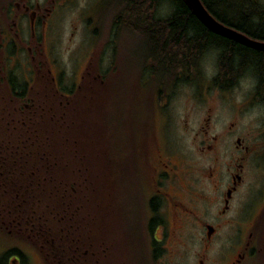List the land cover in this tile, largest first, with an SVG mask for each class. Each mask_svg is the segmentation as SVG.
Returning a JSON list of instances; mask_svg holds the SVG:
<instances>
[{"label":"rangeland","instance_id":"1","mask_svg":"<svg viewBox=\"0 0 264 264\" xmlns=\"http://www.w3.org/2000/svg\"><path fill=\"white\" fill-rule=\"evenodd\" d=\"M20 1L33 8H38L46 25L44 26V22L39 19L31 29L29 13H23L22 9L15 8L14 5L12 7L13 0H0V66L3 64L12 71L9 74L16 81L17 90L23 87L24 74L29 76L31 74L30 63L40 66L39 81L33 84L32 90H27L22 94L23 99L11 101L0 84V89L3 90L0 91V207L5 204H21L18 197L13 200V195L24 186H28L29 194L34 192L36 189L32 191L34 188L31 186L39 176L40 181L47 182L45 178H42L43 175H47V172L41 173V171L42 165H47L48 160H52L58 168L57 174L52 175L57 184L62 183L64 177L77 178L79 174L82 175L81 169L76 171L75 175L73 171L70 174V170L86 167L83 164L85 161L88 165L85 171L89 175L83 178L86 181L85 186L88 187V190L84 189V191L90 195L87 204L94 216L90 222V242L94 250L91 254L93 261L99 264H132L127 246L132 236L127 233L125 237V225L121 219L123 197L120 198V202L118 200L121 187L117 186L118 180H116V186H113V182L108 179L112 173L114 161L109 155L112 150L111 143L112 145L119 143L127 147V151L132 146L134 150L132 152L129 148L128 155H135V161L137 160L141 192L137 194H139L142 213L147 195L158 185H154L155 167H158L155 152H161L165 160L171 164L183 165L184 169L189 166L195 170L194 174L197 176L196 183H192L193 186L186 182L189 180L188 177H183V180L176 182L181 185L170 189L169 192H173L174 200H182L185 206L197 213V216L191 215L189 220L186 219L187 216L184 217L181 221L186 223L176 228L172 223L176 215L171 205L166 203L168 199L162 198L160 201V195L155 196L154 208L150 212V217L155 216V221L158 223L153 224L150 235L159 239L158 242L164 250L155 259V264H228L235 256L237 246L248 239V233L252 230L255 219L264 209V99L251 96L252 78L248 69L240 73L241 76L230 90L216 89L211 75L216 71L217 52L209 50L200 57L195 73L189 71L191 75L188 78L180 76L173 79L174 67L168 64L171 62L174 64L175 58L153 59L146 53L138 36L125 33L124 44L121 45L123 50L116 43L108 45L109 37L110 40H114V32L111 33L110 28L113 25L114 11L106 0ZM152 9L156 17L167 16L169 13L167 3L159 4ZM15 12L22 15L17 17ZM123 31L126 32V28ZM111 49L113 59H117V70L120 68V59L123 58V75L118 85L115 84L113 90L117 91L114 93L106 78V67ZM49 64L58 76V85L63 90L73 91L76 86L75 82H78L79 76L83 74L80 78V85L83 87L80 86L77 98L72 99L74 103L70 100L64 106L59 104L56 96H52L49 90L38 92L37 85L48 87L47 74H51L47 71ZM145 64L149 66L143 70ZM86 67H89L87 72H85ZM161 81L168 83L163 87H158L157 84L160 86ZM34 89L38 91L34 92ZM164 97H166L165 100ZM23 101L28 106H23ZM19 105L22 109L18 108ZM33 105L37 108L34 109ZM72 105L77 109L73 119L74 127H68L67 118L66 122L62 118L60 120L49 119L48 115L54 112L53 110L55 114L62 112L66 117ZM207 106L210 109L206 110ZM21 110L24 113H21ZM114 117L117 119L115 120ZM230 120H234L241 136L251 138V143L255 144L245 161L240 185L232 194L224 213H220L221 204L218 201H220L221 189L225 188L227 175L225 171L221 172L223 177L218 187L213 186L207 180L205 177L207 165L212 163L213 157L210 153L205 154L200 147L210 142L213 134L220 135ZM128 124L129 127H127ZM47 126H60L58 136L54 132L44 133V135L55 136L60 148L58 152L50 156L34 154V149L31 152L33 142L29 144L30 135L33 133L32 127L44 132ZM86 129L90 130V136L87 134L84 136ZM66 131L77 137V143L71 141L74 137L66 136ZM128 131L129 136L135 135L130 138L133 139L131 144L128 143L130 140L127 137ZM114 132L117 136H122V139L120 137L116 139ZM235 137L236 134L228 135L216 144L214 143L216 152L213 154L218 155L222 170H224L222 164L231 162L232 154L236 155L238 152L234 150ZM82 142L83 146L85 143L90 145L83 156H80L77 150L71 152L68 148ZM158 144L161 145L159 150H157ZM39 148L42 149V145ZM119 156L120 154L117 156L116 153V159L120 161ZM39 160L41 163H37ZM105 165L106 172L103 167ZM178 170L181 169L178 168ZM99 177L108 179L106 186L103 184L99 186L102 182H99ZM168 179L162 180L161 187L166 189L171 187V183H167ZM57 187L63 191L62 185H57ZM188 189L193 192H188ZM26 194L19 192L17 195L30 201L31 197ZM189 196L198 198L195 206H192ZM98 197L103 203L106 202V205L110 203L111 214L106 210L105 205L102 219L97 211ZM21 206L27 214L31 213L36 217L43 215L46 221H43L42 226L46 224L53 233L60 225H63L64 232H66V226L75 220L76 212L69 216L67 212L63 222L57 224L54 218L52 220L49 217L48 208L44 202L33 204L26 201ZM144 209L145 213H149L146 206ZM0 212L7 217L5 210H0ZM22 212L25 216V212ZM106 212L109 213L107 218ZM140 215L142 216L141 211ZM76 218L82 234L84 228L87 231L88 224L85 223L82 214L77 215ZM97 219L104 221L103 234L98 229ZM87 221L89 222V219ZM117 223L120 224L118 230ZM206 223L216 227L211 237L206 235ZM109 224L112 226L109 231L111 239L105 234ZM9 227L10 231L7 229ZM9 227L0 225V257L3 256L1 253L3 248L16 247L22 251L21 264H46L37 247L40 242L39 237L34 235L32 230L28 231L24 224L21 226L16 224L14 228ZM66 239L62 242L64 246H69V241ZM76 246L77 248L79 246V250H85V242L82 240L76 242ZM102 246L106 247L104 255L98 253ZM133 248L138 254L135 244ZM101 253H103L102 250ZM8 257L9 255L5 257V262L8 261ZM8 264L15 263L8 262ZM236 264H254V260L248 254Z\"/></svg>","mask_w":264,"mask_h":264},{"label":"trees","instance_id":"2","mask_svg":"<svg viewBox=\"0 0 264 264\" xmlns=\"http://www.w3.org/2000/svg\"><path fill=\"white\" fill-rule=\"evenodd\" d=\"M107 3L111 6V9L114 11L113 18L115 16L118 17L119 22L118 25H123L126 27H133L136 30H132L128 28V34L138 36L141 41L143 48L146 50V53L153 57V59L160 58V59H173L175 58L176 62L174 64L169 63V66L174 67V77H184L188 78L191 73H195L197 63L200 61V57L202 54L209 50H214L217 52V62L219 65V70L216 71V74L221 76L222 79L216 78L214 83L217 84L219 87H226L227 84L230 83L229 80L226 79L229 75L237 74L239 71H243L245 69L255 68L257 70L260 69V73L264 72V66H254L250 64H246L244 61L245 58H248L250 54H248L247 47L239 44L238 41L225 38L221 35L208 31L205 34L199 33L198 31H193L186 29L185 27L188 25L195 27L202 28V23L199 18H189L186 19L185 14L181 13L185 9L184 3L182 0H106ZM167 3L169 5V13L167 16L156 17L153 12V7L157 4ZM156 4V5H155ZM236 2L231 0L228 5L225 6L227 13L231 15L237 14L236 9ZM174 10L173 12L171 10ZM117 15H116V14ZM241 15V14H240ZM117 23L113 22V25ZM263 55L264 51L257 52L256 57ZM216 76V75H215ZM225 77V78H224ZM225 79V80H224ZM162 86H165L168 82L161 81ZM264 84V83H262ZM83 87V85H81ZM81 88V87H80ZM91 91V90H90ZM89 97H92L89 95ZM73 101V100H72ZM84 101V100H83ZM74 103V101L72 102ZM71 103V104H72ZM81 103V102H79ZM67 105V104H66ZM54 114L49 113V119H57L60 120L61 118L66 122V118L68 119L69 123L66 122L68 127L73 126V119L75 118V112H77L76 106L72 105V108L67 113V116L64 117V114L60 112L59 114H55V110H53ZM111 113L109 114V116ZM112 116V115H111ZM110 116V117H111ZM116 120L117 118L114 117ZM129 127V124L127 125ZM33 133L30 135V142L31 145V152L34 149V154L38 155H53L55 152H58L60 146L56 142L55 136H48L47 133L54 132L55 135L58 136L60 131V126L52 127L47 126L44 132H40L37 128H33ZM70 130V129H68ZM84 136L87 134L90 136L89 129H86ZM66 136L68 138L74 137L73 134L66 131ZM89 132V133H88ZM58 133V134H57ZM117 133L114 132V136L118 139L116 135ZM133 136H129V131L127 137L133 138ZM122 137V136H121ZM120 137V139H122ZM29 139V136H27ZM128 139V138H127ZM26 140V138H23ZM133 139H130L128 143H132ZM32 141V142H31ZM71 141L77 143V137L71 138ZM55 144V145H54ZM42 145V149L39 146ZM53 146L49 148L48 146ZM112 150L109 155L113 158V166H112V173H110V177H108L110 182H113V186L121 187V195H119L118 200L120 202V198L123 197V201L121 202L122 206V213L121 219L124 222L125 228V237H127V233H129L132 237L127 242V246L129 249L130 259L132 264H155V259L158 258L160 254L164 252L163 247L160 246V243L156 240H152V244L150 240L152 239L150 233L153 227V224L158 223L155 221V216L152 218L150 217V212L154 208L153 202H148L149 194L146 198V205H143V213L142 207L140 205L139 194L140 192V179L139 175L137 174V160L135 161V155L130 156L128 155L129 148L133 152L132 146L126 150L127 147H123L116 143L112 145ZM46 149H45V148ZM90 145L85 143L83 146V142L79 145L73 144L71 147H68L71 152L77 150L80 156L85 154L86 150ZM126 150V152H125ZM61 152V149H60ZM90 152V150H89ZM130 152V153H132ZM117 156L120 154V161L116 159ZM33 154V155H34ZM12 155V154H10ZM14 155V154H13ZM106 155V154H105ZM124 156L126 159L124 160ZM42 162L43 159L39 158ZM37 161V163H41ZM14 162V161H13ZM18 162V161H16ZM15 162V163H16ZM106 162V160H105ZM52 164V165H51ZM88 168V165L83 162ZM103 165V164H102ZM86 167L80 168H73L69 169L70 174L73 171L75 175L76 171H80L82 175H78L77 178L69 176V178L64 177V182L62 183L54 181L52 175L57 174V166L52 160H48L47 165H42V172H47V175H43L42 178H45L47 182L40 181V176L36 178V181L32 183L34 189L31 192L33 194H29L27 191L28 186H24L21 188L19 192L27 193L31 197V200L28 201L26 198H21L15 193L13 195V200H16L18 197V201L23 205V203L32 202L33 204H39L44 202L47 206L44 208H48L49 217L52 219L54 218L57 221V224H61L65 219V216L71 215L72 213L75 214L74 222H70L68 226H66L67 230L64 232L63 225H60L57 228V231L53 233V231L48 229V226L43 227L42 223L45 220L43 215L37 216L31 215L28 213L27 215L20 217L22 224L24 227L28 229V231L32 230L34 235L38 236L40 242L38 243V250L40 251L41 255L43 256L46 264H99L93 261V256L91 255L94 252L92 243L90 242L91 237V224L92 218L94 216L91 214L87 202L90 199V195L86 194L84 189L88 190L85 185L86 181L83 180L84 176L89 175L85 169ZM105 168V172L107 170L106 165L103 166ZM37 169V168H36ZM89 171V169H88ZM35 174V171H33ZM32 173V172H31ZM51 174V175H50ZM60 174V173H59ZM49 177V178H48ZM58 177V176H57ZM107 177V175L105 176ZM99 177V186H106L107 178ZM122 178V179H120ZM68 179V180H66ZM11 184L9 181H7ZM49 182V183H48ZM135 182V183H134ZM4 183V182H3ZM49 187H48V185ZM60 183V184H59ZM84 183V185H82ZM2 184V182H1ZM12 185V184H11ZM47 185V186H46ZM57 185L63 186V191H60L61 188H58ZM90 185V184H89ZM88 186V184H87ZM99 186L98 190H99ZM91 189H94L93 186H90ZM13 189V188H12ZM79 190V192H78ZM101 191V190H100ZM60 192V193H59ZM4 194H8L3 192ZM141 193V192H140ZM98 194V193H97ZM113 194V193H112ZM25 195V196H26ZM145 195V196H146ZM115 196V194H114ZM93 197V196H92ZM108 196L106 197L107 201ZM25 201V202H24ZM35 202V203H34ZM106 202H102L101 198L98 197L97 199V211L100 215V218H103L105 204ZM5 205H12V204H5ZM110 203H107L106 210L110 213L109 209ZM69 206V208H68ZM149 213H145V209ZM63 207V208H62ZM140 211L142 216L140 215ZM106 212V218L109 214ZM82 214L83 218L85 219V223L87 225V231L84 228V233L81 234L80 232V224L77 220V215ZM111 214V213H110ZM89 216V217H88ZM264 209L259 214L258 218L255 219L254 226L251 230V236L248 238L250 241L248 254L253 257L254 264H264ZM89 219V222L87 221ZM101 219H97L98 229H100L101 233L104 229V221ZM120 219V218H119ZM142 219L141 221H139ZM53 220V219H52ZM121 222V221H120ZM39 224V225H37ZM120 227V224L117 223V230ZM112 228L109 224V228H106V236L109 237V231ZM104 232V230H103ZM80 233V234H79ZM68 234V235H67ZM103 234V233H102ZM67 238L66 240L69 241V246H64L62 240ZM111 237V234H110ZM109 237V238H110ZM27 238V237H26ZM111 239V238H110ZM79 240L85 242V250H79V246L77 248L76 242L78 243ZM135 242V243H134ZM137 242V243H136ZM140 242V243H139ZM133 244H135L136 249H138V254L136 253L135 249L133 248ZM139 244V245H138ZM74 246V247H73ZM76 246V247H75ZM101 250L103 253H101ZM101 250L98 252L99 254L104 255L106 252V247L102 246Z\"/></svg>","mask_w":264,"mask_h":264},{"label":"flooded vegetation","instance_id":"3","mask_svg":"<svg viewBox=\"0 0 264 264\" xmlns=\"http://www.w3.org/2000/svg\"><path fill=\"white\" fill-rule=\"evenodd\" d=\"M25 1V0H24ZM168 1V0H167ZM184 3V7L185 9L183 11H181V13L185 14L186 19L189 18H193V17H197L199 18L196 13L194 12V10L192 9V7L185 1L182 0ZM201 3L203 4V6L208 10V12H210V14L212 16H214V18H216L218 21H220L221 23L234 28L235 30L246 34L247 36L259 40V41H264V2H261L260 0H233L236 2V9H237V14L236 15H231L229 13H227V10L225 8L226 5H228L230 3L231 0H200ZM264 1V0H262ZM13 5L15 6V8H20L22 9L23 13H29L30 18H29V24L31 29H33V26L35 24L36 21H38L39 19L42 20L44 22V26L46 25V21L44 20V18L42 17V15H40V12L38 11V8H33L32 6H30L29 4H26L23 1L20 0H13V2L11 3V6L13 7ZM156 5V4H155ZM158 5V4H157ZM156 5V6H157ZM39 6V5H38ZM15 10V9H14ZM16 11V10H15ZM172 12L174 11L173 9L171 10ZM22 13V12H21ZM116 14V13H115ZM241 14V15H240ZM22 15V14H20ZM19 13L15 12V16H20ZM45 14H43L44 16ZM117 15V14H116ZM200 19V18H199ZM115 22L117 23L116 25H111V33L114 32V40H110L107 39V41L109 42V46L110 43H116L117 46H120L122 44H124V34H128L127 29L131 28L132 30H136L134 29L132 26L131 27H126L123 25H118L119 19L117 16H115V18H113L112 23ZM14 23L16 24V21H14ZM202 28L198 27H193L191 25H187L185 28L189 29V30H193V31H198L199 33L205 34L208 31L216 33L218 35H221L225 38H229V39H233L236 40L240 43H242V45L246 46L248 49V54L249 57L245 58L244 61L246 62V64H250V65H254V66H264V56L261 55L259 57H256L257 52L260 51H264V49L262 48H258V47H254L252 45L246 44L244 42H241L233 37L230 36H226L223 34L218 33L217 31H215L214 29L210 28L207 24H205L202 20ZM126 28V32L123 31V29ZM120 32V33H119ZM110 36V35H109ZM115 44H113V47ZM121 50H123V48L121 47ZM212 50V49H211ZM214 51V50H212ZM215 52V51H214ZM108 57V63H107V67H106V78L108 83L110 84V86H112V93L116 92L117 90H113L115 84L118 85L119 79L122 77L123 75V71H122V62H123V58L120 59V65H119V70H117V59H113V53H112V49L111 52L109 53ZM31 59H33V55L30 56ZM115 62V63H114ZM90 64V61H89ZM31 65V69H30V76L27 74H24V83H23V87L17 90V85H16V81H14V79L12 78V76H10L9 72H12L10 69H7V67L3 64L0 66V84L2 85V89H4L5 94L10 98L11 101L13 100H20L22 97V94H24L25 92H27V90H32L33 84H37V82L40 79V73H38V71L40 70V66H36V65ZM148 64H145V66L143 67V70L148 68ZM87 68H85V72H87ZM8 70V71H7ZM219 70V65L216 59V71ZM47 71H50L51 74L48 75L47 77H49V79L47 80L48 83V87L45 85H37V87L39 88V91L34 89V92H44V90H49L53 95L52 96H56V98L58 99L59 104L62 105H66L70 102V100L77 98L78 96V92H79V88H80V78L83 77V74L79 76L78 82L76 83L75 89L73 91L71 90H63L60 89L59 85H58V76L56 75V73L52 70L51 65L49 64V68L47 67ZM117 71V74H116ZM216 71L214 72L213 75H211L212 77V81L214 83L216 78L222 79L221 76L216 74ZM248 72L251 79V96L252 97H261L264 99V72L260 73V69L257 70L255 68H248ZM242 71H239L237 74L229 75L226 77L227 80L230 81L229 84L226 85V87H219L217 84H215L216 89H219L221 91H228L230 90L232 87H234V85L236 84L237 80L239 79V77L241 76ZM13 75H15L14 73H12ZM39 74V76H38ZM216 75V76H215ZM41 76L44 77V75L41 74ZM96 76V75H95ZM225 78V77H224ZM225 80V79H224ZM82 84V82H81ZM158 87H160L157 84ZM118 87V86H117ZM2 89H0V91H3ZM41 89H43L42 91H40ZM222 93V92H221ZM30 94V91H29ZM204 98V97H203ZM23 99V98H22ZM166 99V97H164V100ZM23 106H28L26 102H22ZM162 105V104H161ZM160 105V107H161ZM21 105L18 106V108H20ZM34 109L37 108V106L33 105ZM24 108V107H23ZM30 108V107H28ZM16 109V107L14 108ZM22 109V107L20 108ZM32 109V108H31ZM210 109L209 106H207L206 110ZM161 112V110H160ZM21 113H24L23 110H21ZM209 118V116H208ZM207 118V119H208ZM236 127V123L234 122V120H230L228 121V123L224 126V131H222V133L220 135L217 134H213L210 138V142H206L205 145L200 147V150H202L205 154L210 153V155H212L213 160L212 163L210 165H207V174L205 175V177L207 178V180H209V182L215 186L218 187L222 177H223V173H221L222 171L226 172L227 175V181L225 183V188L221 189V197L219 198L220 201H218L221 205H220V213H224V210L226 209V207L228 206V203L231 199L232 194L237 190L238 186L240 185L241 181H242V173L244 171V165H245V161L248 157L249 152L251 151V149L253 150V145L255 143H251V138L249 137H243L241 136L238 131H237ZM236 134L235 137V144H234V150H237V154L233 155L230 159H232V161L229 163H223L222 165L224 166L222 170L221 166H220V161H219V157L216 154H213L216 152V146L214 145V143L216 144V142L221 141L223 138H225L228 135H233ZM208 140V139H207ZM161 148V145L158 144V148L157 150H159ZM167 152V151H166ZM156 158L155 160L158 163V167H155V176L156 179L154 180V185L158 184L156 189H153L150 193L149 196L151 195V197H149L148 202L150 200V202L154 201L155 196L158 194L159 196V200L162 201V198H167L168 200H166V203L168 205H171V208L173 209V212H175V218L172 220V223L175 225L176 228L182 227L184 225V223H186L185 221H181L184 217L187 216L186 219L189 220V218H191L192 216H197V213L194 211H192L189 207L184 205V202L182 200H174V195L173 192H169V190L177 188V186H180L181 183H177L180 180H183V177H188L189 180L186 181L188 184H192L193 182H195L196 180V176L194 174L195 170L193 169V167H189L186 166V168H183V165L179 164H171V162H169L168 160H165V157L163 155V153L161 152H155ZM175 168V169H174ZM178 168H180L181 170H178ZM206 169V166H205ZM164 175V176H163ZM180 177V178H179ZM164 178H169L167 180V183H171V187L168 189L161 187V182H163L162 180ZM185 182V181H184ZM196 183V182H195ZM194 183V184H195ZM153 185V186H154ZM193 186V184H192ZM194 190V188H192ZM193 190L188 189V192L192 193ZM157 191V193H156ZM191 201H192V206H195V203L197 202L198 198L194 197V196H189ZM26 209V208H25ZM0 210H5L6 212V216L4 217L2 215V213L0 212V225H5V227H13L14 225H22V221L20 220V217H23V212H25V215H27V212L22 208L21 204H12L11 206H6V205H2L0 207ZM192 215V216H191ZM187 220V221H188ZM207 224L210 223H206L205 226ZM9 225V226H8ZM159 224H157L158 226ZM213 227V231L211 233H207L206 231V235L207 237H211V235L214 234L215 232V228L212 224H210ZM10 231V227L7 228ZM178 230V229H176ZM251 236V231L248 233V238ZM152 240H156L159 241V239L152 235V239L150 240V243L152 244ZM249 244L250 241L244 240L243 243H240L237 246V251L235 252V256L230 260V262H228V264H236L239 263L244 257H246L248 255V248H249ZM1 253L3 254V256L0 257V264H8V262L10 263H15V264H21L22 260V251L19 248L16 247H6L3 248ZM9 255L8 257V261L5 262V257ZM200 263H202V260H200Z\"/></svg>","mask_w":264,"mask_h":264},{"label":"water","instance_id":"4","mask_svg":"<svg viewBox=\"0 0 264 264\" xmlns=\"http://www.w3.org/2000/svg\"><path fill=\"white\" fill-rule=\"evenodd\" d=\"M194 10L196 15L202 20L205 24H207L210 28L214 29L220 34L233 37L241 42L252 45L254 47L264 49V41H259L247 36L244 33H241L235 30L232 27H229L220 21H218L214 16L208 12V10L203 6L200 0H185ZM207 233H211L213 231V227L210 224L206 225Z\"/></svg>","mask_w":264,"mask_h":264}]
</instances>
